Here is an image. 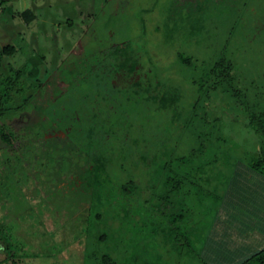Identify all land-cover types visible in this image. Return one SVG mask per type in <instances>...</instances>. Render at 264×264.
Segmentation results:
<instances>
[{"label": "rangeland", "instance_id": "obj_1", "mask_svg": "<svg viewBox=\"0 0 264 264\" xmlns=\"http://www.w3.org/2000/svg\"><path fill=\"white\" fill-rule=\"evenodd\" d=\"M29 7L36 18L27 23L19 13ZM8 45L15 50L3 53L1 75L15 67L32 78L29 83L39 78L34 80L40 88L27 108L28 120H20L29 126L45 119L53 103L62 100L70 106L67 97L75 99L78 93H87L91 83L82 79L75 86L73 72L79 70L80 59L86 54L110 46H128L140 64L132 74L118 68L112 72L105 94L124 93L127 99L137 98L135 102L128 99L134 113L133 109L139 107L138 93L147 95L153 89L159 94L168 91L166 101L161 96L154 97L151 115L161 124L168 116L177 118L179 114L175 111L179 108L182 123L196 114L193 123L180 127L192 134L202 127L198 124L200 117L209 115L213 108L205 73L221 57L233 62L232 73L238 88L247 87L253 93L264 90V0H0V54ZM126 130L125 135L133 143L139 140L138 122L133 124L130 119ZM61 131L59 125L51 122L45 134L54 136ZM191 142L187 138L183 147ZM124 156L127 160L112 161L116 170L112 172L119 179L132 176L131 165L138 163L133 154ZM119 163L128 166L124 172L115 167ZM86 168V164H74L75 173ZM238 175L242 176L236 171L234 176ZM227 177L221 174L216 181L219 193L223 194L222 201L207 202L206 208L200 201L196 203L199 210L204 209L203 222L193 231V245L198 251L206 246L212 227L223 215ZM62 182L57 188L63 186ZM234 185L235 190L228 193L229 209L241 213L235 205L251 192L243 188L238 192L237 184ZM19 190L9 196L6 190H0V241L7 242L6 237L9 238V249L0 247V264H83L85 255L93 259L104 252L122 258L123 264H132L139 241L147 236L142 231L146 226L142 213L140 219L139 214L134 219L129 207L122 216L116 211L120 206L115 192H108L101 200L94 198L93 203L86 205L81 200L94 197L96 189L84 191L81 186H69L73 200L66 201L64 207L55 200L51 208L48 202H37L33 191ZM108 201H114L113 205L107 207ZM111 230L109 238H101ZM143 246L148 259H140L138 264H204L196 255L175 257V252L161 246L154 253L155 245L150 238L144 240ZM205 259L210 264H221Z\"/></svg>", "mask_w": 264, "mask_h": 264}, {"label": "trees", "instance_id": "obj_2", "mask_svg": "<svg viewBox=\"0 0 264 264\" xmlns=\"http://www.w3.org/2000/svg\"><path fill=\"white\" fill-rule=\"evenodd\" d=\"M19 14L27 23L36 18L30 7ZM106 49L108 51H104ZM14 50V46L8 45L0 54V190H6L7 196L19 189L33 191L37 202H48L51 208L55 200L61 202V206L73 200L69 186H81L84 191L85 188L96 189L92 200L87 201L86 197L81 200L86 205L93 203L94 198L101 200L108 192H115L120 206L116 211L121 216L126 207L130 208L134 219L138 214L140 219L142 213L146 221L142 229L147 234L144 238L153 241L154 253L161 246L175 252V257L196 255L204 264H210L203 255L204 246L198 251L193 245V231L204 217V209L199 210L196 203L200 201L206 208L207 202L222 201L223 194L219 193L220 186L216 183L221 174L228 176L224 191L229 189L241 166L264 175V90L253 93L247 87L238 88L232 73L233 62L221 57L205 73L213 108L209 115L205 113L200 117L198 124L202 127L192 134L184 128L195 121L196 114L182 123L179 108L175 111L179 114L177 118L168 116L169 119H164L161 124L151 115L154 97L161 96L166 101L168 91L159 94L153 89L147 95L138 93L139 107L133 109L134 113L128 99L135 102L137 98L127 99L124 93L121 96L105 94L112 72L118 68L132 74L138 71L140 64L128 46H110L86 54L80 59L79 70L73 72L75 86H79L82 79L89 80L91 86L86 88L87 93L82 91L75 99L67 97L71 100L70 106L62 100L56 105L53 103L47 109L45 119L29 126L20 120H28L27 108L40 88L34 80L39 78H33L29 83L31 77L15 67L1 75L3 53ZM88 60L93 67L90 68ZM98 76L101 80H97ZM218 101L222 103L218 104ZM130 119L133 124L138 122L139 140L134 143L128 134L125 135ZM51 122L61 127V133L45 134ZM181 125L184 128H180ZM187 138L192 142L183 147ZM127 153L133 154L138 163L130 164L132 176L116 178L112 161L117 158L127 160L124 156ZM76 162L86 164L87 168L75 173ZM115 167L124 172L128 166L119 163ZM61 180L63 186L57 188ZM113 202L108 201L106 206ZM98 215L101 217L102 213ZM112 232L103 233L101 238H109ZM6 239L8 242V236ZM144 240L135 247L138 251L132 264L147 258ZM4 242L0 241V247L8 250L9 245ZM90 258L85 255L83 264H123L122 258L115 257L112 252ZM242 264H264V249Z\"/></svg>", "mask_w": 264, "mask_h": 264}, {"label": "crops", "instance_id": "obj_3", "mask_svg": "<svg viewBox=\"0 0 264 264\" xmlns=\"http://www.w3.org/2000/svg\"><path fill=\"white\" fill-rule=\"evenodd\" d=\"M247 168L241 166L237 173L242 176H233L221 209L223 215L216 220L203 250L208 260L242 264L255 252L264 249V175ZM235 183L238 192L241 188L251 192L250 195L244 194L243 200L235 205L241 213L229 209L228 193L235 190Z\"/></svg>", "mask_w": 264, "mask_h": 264}]
</instances>
